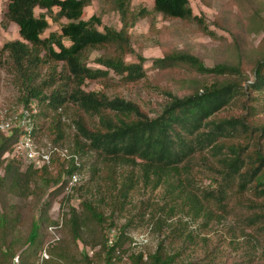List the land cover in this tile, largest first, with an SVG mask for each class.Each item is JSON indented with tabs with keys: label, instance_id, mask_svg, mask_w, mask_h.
Returning a JSON list of instances; mask_svg holds the SVG:
<instances>
[{
	"label": "trees",
	"instance_id": "16d2710c",
	"mask_svg": "<svg viewBox=\"0 0 264 264\" xmlns=\"http://www.w3.org/2000/svg\"><path fill=\"white\" fill-rule=\"evenodd\" d=\"M91 1L6 0L3 22L5 25L15 23L19 38L7 40L0 46V69L13 76L19 90L18 102L35 103L38 107L34 125L36 136L42 138L40 131L45 129L48 133L45 139L52 145L67 147L70 158L53 153L50 165L41 168H34L16 156L1 158L12 149L19 132L5 135L0 131V166L4 165L0 175V264H11L16 255L21 264H29L32 260L28 261V258L37 257L51 239L47 227L59 223L48 214L54 196L64 191L69 199L80 187L66 188L70 175L83 167L80 157L90 152L101 161L104 179L113 189H116L117 177H125L117 188L118 196H124L132 184L128 182L127 171L133 173L137 169L146 184L152 183V187L162 185L174 199L183 198V205L189 206L194 217L200 216L202 211L206 212V217L211 210L217 212L208 205L206 207L205 203L224 210L230 190L249 193L251 212L245 216V222L264 236V149L258 140L253 143L230 141L241 135L247 141L254 131L264 134V125H255L247 115H214L248 80L249 92H264V59L257 61L253 78L249 79L240 66L217 63L209 67L196 55L184 51H171L154 58L157 69L184 64L202 77L208 75L214 79L207 81L195 76L179 79L186 93L179 96L166 91L168 99L160 111L151 116L137 102L121 94H108L104 89H85L86 82L105 79L110 71L119 75V82L124 84H133L146 77V58L142 54L136 55L137 61L125 59L126 54L133 52L128 29L140 17L149 16L151 25L156 14L166 20H193L202 32H209L207 26L193 13L189 0H152V10L142 8L138 11L130 7L131 0H100L107 10L119 14L121 22L120 29L104 26L100 30L97 28L101 25L99 15L83 18L84 8ZM36 8L41 9L38 14ZM47 17L59 24V31L42 36L49 27ZM62 19L66 21L61 22ZM65 40L69 43L66 44ZM93 48L109 49L95 59L104 68L87 64V52ZM234 74L237 75L231 78ZM245 108L249 110L248 105ZM68 128L73 130L69 144L66 141ZM203 149L216 158L225 185L196 195L185 188L181 173L186 170L193 154ZM22 163L26 164L24 168ZM52 168L56 170L54 176L50 174ZM44 194L43 201L37 202L36 218H31L27 233L20 237L15 230L21 225V219L18 212L11 211L7 198L36 196L38 201ZM81 205L88 212L84 216L104 228L100 248L91 255L82 253L84 264H182L176 262L175 254L165 252L161 242L152 253L133 251V238L128 235L127 224L118 231L115 229L116 234L109 243L110 229L115 228L111 227L113 222L105 225L104 212L89 200L81 201ZM83 219L74 207H70L68 217L61 216V227L69 225L72 239L81 238ZM60 240L48 247L51 256L46 263L65 264L55 259L54 254L67 264H75L76 258L66 254L63 245L57 250ZM125 242L129 245L124 246Z\"/></svg>",
	"mask_w": 264,
	"mask_h": 264
},
{
	"label": "rangeland",
	"instance_id": "374dc122",
	"mask_svg": "<svg viewBox=\"0 0 264 264\" xmlns=\"http://www.w3.org/2000/svg\"><path fill=\"white\" fill-rule=\"evenodd\" d=\"M189 3L193 13L202 18L209 32H202L197 22L193 20H166L160 14H156L154 24L151 25L149 16L140 17L134 26L128 29L133 52L126 54L125 59L137 61L136 55L142 54L146 58L144 61L146 77L133 84H124L119 82V75L110 71L105 79L87 81L85 89H104L108 94H121L137 102L143 110L154 116L168 99L166 91L179 96L186 93L179 79L193 76L207 81L214 79L208 75L202 77L203 75L184 64L164 70L157 69L153 59L171 51L192 53L209 67L217 63L240 66L242 73L252 79L257 61L264 59V0H189ZM5 5L6 0H0V46L7 40L19 38L17 25L13 22L5 25L3 22ZM130 7L134 11L142 8L152 10L153 1L131 0ZM40 11L39 8L35 9L36 14ZM92 14L101 17V25L97 26L100 30H103L104 26L121 28L119 14L107 10L100 0H92L84 8V19ZM47 20L49 27L42 36H46L50 31H59L57 22L52 21L50 17H47ZM65 43L68 44L69 41L65 40ZM108 51L109 49L104 48L88 50L87 64L91 67L104 68L96 63L95 59ZM236 75H231V78ZM249 82L250 80L244 82L243 88H240L236 96L214 115L217 117L247 115L249 121L255 125H264V92L255 90L249 92L247 90ZM18 95L19 90L13 82V76L5 69H0V108L18 103ZM245 105L249 106V110ZM70 117L69 115V119ZM40 132L42 138L48 135L45 129ZM67 132L66 141L69 144L73 130L68 128ZM254 140H258L264 149V134L260 131L251 132L247 141L243 135L230 141L253 143ZM193 155L187 163L186 170L181 173V181L188 191L198 195L205 190L215 191L220 184L225 185L221 168L216 158L208 155L207 149L198 150ZM1 158L6 157L3 154ZM80 160L83 165L79 171L80 187L69 196V199H66L64 191L55 195L48 213L53 219H59L63 215L68 217L70 207H74L84 218L81 238L72 239L69 225L64 224L58 230L61 240L56 245L57 250L59 251L63 245L66 254L76 258L75 264H84L82 253L87 249L96 251L100 248V236L104 229L94 219L84 216L88 214L81 205V201L84 200H89L93 206L104 212L105 225L113 222L111 227L118 231L121 226L127 224L128 235L137 241L133 251L152 253L161 242L165 252L175 254L176 262L182 264H264V236L247 226L245 222V216L251 212L248 207L251 197L249 193L240 194L234 189L230 190L224 210L212 206L211 203H205V206L208 205L217 212L211 210L210 217H206V212L202 211L200 216L194 217L189 206L183 205V198L174 199L162 185L152 187V183L146 184L139 177L137 169L133 173L127 171L130 177L128 182L132 184L125 190L124 196H118L117 188L126 180L125 177L118 176L116 189H113L105 181L102 163L94 152L82 155ZM21 165L24 168L26 164ZM3 166H0V175L4 171ZM50 170V174L54 176L56 170L53 168ZM51 189L52 187L49 190ZM45 197L46 194L39 197L38 201L36 196L24 199L11 196L7 198L11 211L18 212L21 219V225L15 230L17 235L23 237L27 233L31 218H36L38 214L37 202H42V198ZM128 245L129 242H125L124 246ZM52 256L67 264L66 260L54 254ZM32 258H28V261L33 260Z\"/></svg>",
	"mask_w": 264,
	"mask_h": 264
},
{
	"label": "built area",
	"instance_id": "2783aa9c",
	"mask_svg": "<svg viewBox=\"0 0 264 264\" xmlns=\"http://www.w3.org/2000/svg\"><path fill=\"white\" fill-rule=\"evenodd\" d=\"M38 112V107L35 103H13L7 107L0 108V131L5 135H12L15 131L19 132L16 142L12 145V149L7 151L4 156H16L23 162L31 164L34 168H41L43 166H49L51 161V155L53 153L58 154L61 158H70V154L67 147H61L52 145L45 138L36 136L34 125L35 115ZM76 164L78 159L76 158ZM81 174L79 171H75L70 175L67 189H71L72 186L80 184ZM58 219V218H55ZM58 224H50L47 230L51 234V239L45 244V246L39 251L37 257L33 259L29 264H47L50 259L48 247L55 244L60 238L58 229L61 227V218L58 219ZM116 232L115 228L110 229L108 235V242L111 243ZM137 244V241L133 239L131 245L132 248ZM91 255L94 251H86ZM11 264H21L19 256L13 257Z\"/></svg>",
	"mask_w": 264,
	"mask_h": 264
}]
</instances>
